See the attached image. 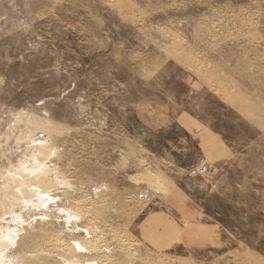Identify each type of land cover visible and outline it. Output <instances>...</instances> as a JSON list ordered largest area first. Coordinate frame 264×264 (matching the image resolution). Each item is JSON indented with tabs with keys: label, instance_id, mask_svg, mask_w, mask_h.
<instances>
[{
	"label": "rangeland",
	"instance_id": "1",
	"mask_svg": "<svg viewBox=\"0 0 264 264\" xmlns=\"http://www.w3.org/2000/svg\"><path fill=\"white\" fill-rule=\"evenodd\" d=\"M0 264H264V0H0Z\"/></svg>",
	"mask_w": 264,
	"mask_h": 264
},
{
	"label": "crops",
	"instance_id": "2",
	"mask_svg": "<svg viewBox=\"0 0 264 264\" xmlns=\"http://www.w3.org/2000/svg\"><path fill=\"white\" fill-rule=\"evenodd\" d=\"M182 202H187L186 200V196L183 198L182 196ZM191 204V203H190ZM178 205L176 204H172V206H164L162 208L161 211H163V214L167 215V214H172V212H180V210H178L177 208ZM195 206H193L192 204L189 206V210L191 211H196V209H194ZM162 213V212H161ZM182 221V217H176V219H167V223L168 226L171 224V226H167V230H165L167 232L168 237H173L176 233V238L178 241H184V242H203L204 239H206L209 235H211L212 233H214V227L215 225H210L208 223L204 224V223H200V222H196V221H192V222H187L186 226L185 225H180ZM175 224H177L178 227L173 226ZM178 229V230H177Z\"/></svg>",
	"mask_w": 264,
	"mask_h": 264
},
{
	"label": "built area",
	"instance_id": "3",
	"mask_svg": "<svg viewBox=\"0 0 264 264\" xmlns=\"http://www.w3.org/2000/svg\"><path fill=\"white\" fill-rule=\"evenodd\" d=\"M214 169L215 167L212 164L206 160H202L200 163L188 169L187 177L194 178L196 176L210 174L214 171Z\"/></svg>",
	"mask_w": 264,
	"mask_h": 264
}]
</instances>
